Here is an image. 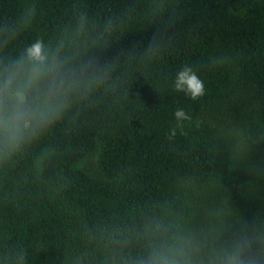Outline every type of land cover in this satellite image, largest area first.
I'll list each match as a JSON object with an SVG mask.
<instances>
[{
    "label": "trees",
    "instance_id": "trees-1",
    "mask_svg": "<svg viewBox=\"0 0 264 264\" xmlns=\"http://www.w3.org/2000/svg\"><path fill=\"white\" fill-rule=\"evenodd\" d=\"M0 264H264V0H0Z\"/></svg>",
    "mask_w": 264,
    "mask_h": 264
},
{
    "label": "clouds",
    "instance_id": "clouds-1",
    "mask_svg": "<svg viewBox=\"0 0 264 264\" xmlns=\"http://www.w3.org/2000/svg\"><path fill=\"white\" fill-rule=\"evenodd\" d=\"M42 48V42L38 40L29 48V56L34 60L42 61L44 59ZM173 83L176 91L184 92L186 95L190 96L192 100H196L204 95V84L190 66H185L179 71ZM174 116L178 122V126L180 121L190 119L183 109H177ZM174 134L175 130H173V135Z\"/></svg>",
    "mask_w": 264,
    "mask_h": 264
}]
</instances>
